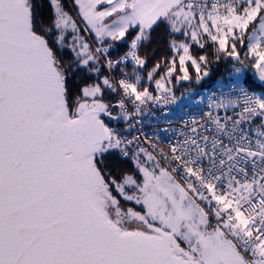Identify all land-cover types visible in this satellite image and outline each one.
Listing matches in <instances>:
<instances>
[{
    "label": "snow or ice",
    "instance_id": "6c2138e0",
    "mask_svg": "<svg viewBox=\"0 0 264 264\" xmlns=\"http://www.w3.org/2000/svg\"><path fill=\"white\" fill-rule=\"evenodd\" d=\"M0 264H264V0H0Z\"/></svg>",
    "mask_w": 264,
    "mask_h": 264
},
{
    "label": "built area",
    "instance_id": "2783aa9c",
    "mask_svg": "<svg viewBox=\"0 0 264 264\" xmlns=\"http://www.w3.org/2000/svg\"><path fill=\"white\" fill-rule=\"evenodd\" d=\"M222 91H227V88L221 87V85L215 89L206 90L194 99L192 105H185L182 108L179 107V104L169 105L167 108L153 107L150 114L144 118L143 131L149 135L157 132L161 141L170 142L178 134L182 119H188L189 116L198 115L201 110H205V104L199 103L200 97H204L206 101L211 93L219 94ZM164 128H168L169 131L164 133L161 131Z\"/></svg>",
    "mask_w": 264,
    "mask_h": 264
},
{
    "label": "trees",
    "instance_id": "16d2710c",
    "mask_svg": "<svg viewBox=\"0 0 264 264\" xmlns=\"http://www.w3.org/2000/svg\"><path fill=\"white\" fill-rule=\"evenodd\" d=\"M234 75L232 64L221 61L220 63L213 65L211 74L199 84L195 82H185L182 86H177V96H180L182 93L184 96L192 94L193 99H195L206 90L215 89L222 84L227 85L229 80L233 79ZM249 75H251V70H249Z\"/></svg>",
    "mask_w": 264,
    "mask_h": 264
},
{
    "label": "rangeland",
    "instance_id": "374dc122",
    "mask_svg": "<svg viewBox=\"0 0 264 264\" xmlns=\"http://www.w3.org/2000/svg\"><path fill=\"white\" fill-rule=\"evenodd\" d=\"M234 78H235V75H234L233 79H234ZM184 97H185V98H184L183 100H180V101L178 102L180 108H182V107L185 106V105H192V103H193V101H194V99H193V95H192V94H191V95L184 96Z\"/></svg>",
    "mask_w": 264,
    "mask_h": 264
}]
</instances>
